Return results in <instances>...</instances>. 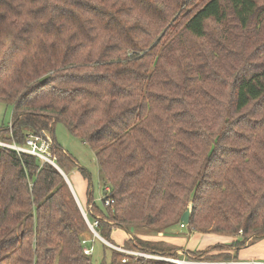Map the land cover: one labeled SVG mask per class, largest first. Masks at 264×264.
Here are the masks:
<instances>
[{
    "label": "trees",
    "instance_id": "1",
    "mask_svg": "<svg viewBox=\"0 0 264 264\" xmlns=\"http://www.w3.org/2000/svg\"><path fill=\"white\" fill-rule=\"evenodd\" d=\"M194 1L0 0V103L13 106L0 141L47 132L67 174L79 165L54 136L64 124L96 151L107 193L97 204L80 168V200L106 241L121 229L127 250L239 261L264 238V40L247 51L264 0ZM188 209L189 229L240 239L192 252L145 238ZM93 234L58 168L0 145V264H93ZM102 244L110 264H176Z\"/></svg>",
    "mask_w": 264,
    "mask_h": 264
},
{
    "label": "rangeland",
    "instance_id": "2",
    "mask_svg": "<svg viewBox=\"0 0 264 264\" xmlns=\"http://www.w3.org/2000/svg\"><path fill=\"white\" fill-rule=\"evenodd\" d=\"M195 2H197V0H195L193 4ZM235 33L238 34V32ZM233 37L236 40V42H238L236 48H239L240 44L242 43L241 39L239 38L238 35L233 34ZM257 40H259V42H262L264 40V33L262 32H260L259 34L255 33L254 38L249 39L247 41V48H248L247 51L251 50V47L254 46V43H256ZM236 63L239 64L238 60L232 58L227 64L226 69L227 70L229 69L230 64L234 65ZM223 73L229 76L228 77L229 80H231L232 77L234 76L233 68L228 71H223ZM217 90L223 91L225 89L224 87H220L218 89H215V91ZM245 113H248L249 116L252 115L249 113V111L248 112L245 111ZM12 119H13V106L0 103V128L9 127L12 122ZM49 136L52 137L50 134ZM54 136L56 140L63 146V148L66 149L78 162L79 166L75 167L72 170H68V173L66 174L76 193H78L82 201L85 200L84 194L86 192V184H85V180L81 175V172L79 171L80 168H84L91 176L92 190L94 193L95 201L97 204L101 205L102 199L104 198L107 192L103 188V182L101 179V170L97 159L96 151L86 142L70 134L67 131L65 125L62 123H57L55 125ZM82 201L80 200V203L83 206ZM169 230L170 232L169 234H167V236L169 235L171 237H175L174 239H177V241H182L181 243L185 245L182 246L185 251L199 252V251L209 250L213 245L220 243L219 241H222L223 238L222 235H218L215 233L195 232L189 229L188 226L182 228L181 226L176 225L175 227H171V229ZM122 231L116 232L117 234L116 236L124 235ZM124 232L126 235L128 234L126 231ZM93 235L96 238H98L95 234ZM131 237L132 236H130V238ZM113 240L116 246L124 248L123 246L124 242L122 244H118L115 239ZM102 242L103 241L96 239L93 242L88 243V245L93 246L94 248L91 256L93 264H103V263L110 264L111 250L109 248H105ZM166 245L169 247L176 246L167 243ZM186 247H188L189 249ZM241 251H242V256H249V257L254 256L258 259L264 260V238L256 239V241H254V243L250 247H247L246 249H243ZM178 253L180 254L181 257L184 254L183 250L178 251ZM167 258H172V257L167 256ZM210 261H216V260H210ZM123 264H131V261H124Z\"/></svg>",
    "mask_w": 264,
    "mask_h": 264
},
{
    "label": "built area",
    "instance_id": "3",
    "mask_svg": "<svg viewBox=\"0 0 264 264\" xmlns=\"http://www.w3.org/2000/svg\"><path fill=\"white\" fill-rule=\"evenodd\" d=\"M52 144V137L47 134V132H44L42 135L40 134H29L26 139L25 145H20L15 142L13 143H6L3 141H0V145L3 147H8L11 149H14L18 153L24 152L29 153L34 156L40 157L44 161L48 162H54L53 159H51V152L50 147ZM114 200L110 198L105 199V204L110 205L113 203ZM86 220L90 226V229L95 234L97 231L95 227L98 225L97 221L91 222L86 214ZM187 226L186 223L181 224L182 228H185ZM242 235V230H240V233ZM110 246L114 247L115 249H118L122 252H126L129 254H133L135 256L144 257L147 259H156V260H165L176 264H264V262H258V261H247V262H240V261H231V262H223V261H208V260H198L194 258H167L166 256L160 255V254H154V253H146L141 251H133V250H127L123 247L116 246L114 244H111L109 242ZM93 246H86L84 248V251L87 255H91L93 253Z\"/></svg>",
    "mask_w": 264,
    "mask_h": 264
},
{
    "label": "crops",
    "instance_id": "4",
    "mask_svg": "<svg viewBox=\"0 0 264 264\" xmlns=\"http://www.w3.org/2000/svg\"><path fill=\"white\" fill-rule=\"evenodd\" d=\"M76 192V191H75ZM79 200H80V196L78 195V193H76ZM85 200H86V192H85ZM84 200V199H83ZM122 231L121 229H115L113 232H112V237L113 239L116 240V242L118 244H122L124 242V240H127L128 238H130V236H132L131 234H125L124 231L122 236L118 235L116 236V232H120ZM116 236V237H115ZM222 241H219L220 243H231L234 239H239L240 236H237V237H233V236H222ZM145 238H148V239H151V240H157V241H164L166 242L167 244H173V245H176V246H179V247H182V246H185L183 243H181L182 241H177V239H174L175 237H171V236H165V235H160V236H153V237H145ZM250 247V246H249ZM183 248V247H182ZM188 248V247H186ZM247 247H244L243 249H246ZM189 249V248H188ZM187 249V250H188ZM241 249V250H243ZM239 251V261L240 262H247V261H258V262H264L263 259H258L254 256H242V251Z\"/></svg>",
    "mask_w": 264,
    "mask_h": 264
},
{
    "label": "water",
    "instance_id": "5",
    "mask_svg": "<svg viewBox=\"0 0 264 264\" xmlns=\"http://www.w3.org/2000/svg\"><path fill=\"white\" fill-rule=\"evenodd\" d=\"M51 163H52L56 168H58V169L61 171V173L64 175V177H65L67 183L70 185V188L72 189V192H73V194H74V196H75V198H76L78 204L80 205L81 210L83 211V214H84V216H85V218H86V212L84 211V209H83V207H82V205H81V203H80V200H79V198H78V196H77V194H76V192H75L73 186L71 185V183H70V181H69L67 175H66V174L60 169V167H59L55 162H51ZM190 214H191L190 209L186 210V211L183 213V215L181 216V221H183V222L186 223V224H189V223H190ZM95 235H96L100 240H102L103 242H105L106 244H109V242L106 241L102 236H100V234H99L98 232H96Z\"/></svg>",
    "mask_w": 264,
    "mask_h": 264
}]
</instances>
